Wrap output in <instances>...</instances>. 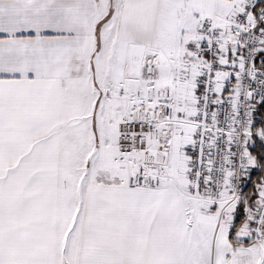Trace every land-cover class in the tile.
Wrapping results in <instances>:
<instances>
[{"label":"snow or ice","instance_id":"snow-or-ice-1","mask_svg":"<svg viewBox=\"0 0 264 264\" xmlns=\"http://www.w3.org/2000/svg\"><path fill=\"white\" fill-rule=\"evenodd\" d=\"M0 264H264V0H0Z\"/></svg>","mask_w":264,"mask_h":264}]
</instances>
